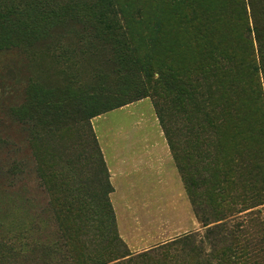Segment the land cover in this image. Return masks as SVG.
Masks as SVG:
<instances>
[{"label": "rangeland", "instance_id": "1", "mask_svg": "<svg viewBox=\"0 0 264 264\" xmlns=\"http://www.w3.org/2000/svg\"><path fill=\"white\" fill-rule=\"evenodd\" d=\"M167 2L0 0L2 248L25 241L20 235L29 238L30 246L25 249L33 247L32 240L52 245L59 237L55 206L71 195L84 213L78 234L83 258L149 250L152 252L138 259L139 264H233L234 244L226 229H232L231 224L250 209L219 212L220 198L217 195L214 200V195L223 185L216 153L220 139L205 127L197 141L195 131L202 115L197 99L190 94L192 89L180 82L183 78L167 80L159 74L170 60L177 61L181 48L177 27H165L161 19H165ZM111 9L137 18L119 20L107 12ZM246 11L247 25L252 28L248 6ZM176 13L171 10L169 19ZM226 28L230 36H236L235 26ZM202 34L206 32L199 36ZM249 35L257 48L254 33ZM204 82L197 91L211 100L216 88L210 81ZM139 92L147 95L143 98L151 102L161 125L154 106L157 100L170 133V144L167 141L172 157L177 156L183 191L172 200L164 199V210L175 209L173 215L168 213L160 221L140 220L134 223L135 232L118 225L112 206L114 230L104 202L103 153L97 137L108 144L119 133L117 125L146 118L142 113L146 108L140 105L129 108L131 114L111 109ZM107 109L112 111L96 119ZM183 167L185 176L196 184L192 189L199 213L192 206ZM253 209L264 213V203ZM162 244L164 248L159 249Z\"/></svg>", "mask_w": 264, "mask_h": 264}, {"label": "trees", "instance_id": "2", "mask_svg": "<svg viewBox=\"0 0 264 264\" xmlns=\"http://www.w3.org/2000/svg\"><path fill=\"white\" fill-rule=\"evenodd\" d=\"M232 3L231 8L229 0H168L165 19H161L165 27H177L176 40L181 48L177 61L172 63L170 60L169 65L163 66L159 74L173 81L183 78L180 82L192 89L190 94L194 96L193 99H197L196 106L201 107L199 114L202 115L195 131L197 141L205 127L213 129L220 139L216 153L220 164V183L223 185L219 187L221 191L214 195V200L217 195L220 198L217 203L219 212L232 214L250 209L240 220L231 224L232 229H226L234 244L233 264H264V213L261 209H253L264 203V1L247 0L246 3L244 0H232ZM247 6L252 28L247 25ZM171 10H177L172 20L169 19ZM107 12L118 16L119 20L128 18L131 21L137 18L134 14L118 9ZM225 26H235L236 36H230L231 33ZM214 28L221 32L211 33ZM204 31L206 34L199 36ZM250 31L254 33L257 48L250 42ZM193 56L203 58L192 60ZM194 72L195 75L190 78V74ZM202 81H210L216 88L211 100L197 91ZM141 90L143 89L140 92ZM140 92L136 97L130 93L133 98L126 99L111 109L147 96L140 95ZM154 106L170 144V133L157 100H154ZM176 158L175 155V163ZM176 165L179 169V165ZM101 172L105 177L104 202L109 212L110 224L115 230L109 199L112 186L103 159ZM181 172L192 206L199 213L198 201L192 189L196 184L192 177L185 176L184 167ZM237 205H240V209L236 208ZM55 207L58 240L52 245H38L37 241L32 240L33 247L25 249L30 246L29 238L20 235L25 241H20L17 245L15 242L5 244L3 248L0 246V264H44L46 261H57V264H139V258L152 252L146 250L118 257L97 254L83 258L78 239L84 225L81 206L69 195ZM19 234L22 232L19 231ZM165 244L160 245L159 249L164 248ZM17 246L18 249H15ZM119 257L125 258L122 262L116 261Z\"/></svg>", "mask_w": 264, "mask_h": 264}, {"label": "crops", "instance_id": "3", "mask_svg": "<svg viewBox=\"0 0 264 264\" xmlns=\"http://www.w3.org/2000/svg\"><path fill=\"white\" fill-rule=\"evenodd\" d=\"M139 105L146 108L142 112L147 114L145 119L117 125L119 133L108 144L97 137L112 186L109 198L116 220L122 229L132 232L140 220L160 221L168 213L173 215L175 209L164 210V199L172 200L183 191L178 167L151 102L142 98L112 110L131 114L128 109Z\"/></svg>", "mask_w": 264, "mask_h": 264}]
</instances>
